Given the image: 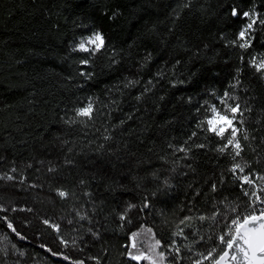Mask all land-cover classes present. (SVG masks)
Returning a JSON list of instances; mask_svg holds the SVG:
<instances>
[{"label": "trees", "instance_id": "trees-1", "mask_svg": "<svg viewBox=\"0 0 264 264\" xmlns=\"http://www.w3.org/2000/svg\"><path fill=\"white\" fill-rule=\"evenodd\" d=\"M233 8L264 19V0H0V264H150L127 255L148 228L141 250L160 240L163 264L217 245L254 190L238 177L264 184V74L229 43ZM96 31L100 52L74 50ZM225 91L239 156L197 127Z\"/></svg>", "mask_w": 264, "mask_h": 264}, {"label": "snow or ice", "instance_id": "snow-or-ice-1", "mask_svg": "<svg viewBox=\"0 0 264 264\" xmlns=\"http://www.w3.org/2000/svg\"><path fill=\"white\" fill-rule=\"evenodd\" d=\"M231 15L235 18L243 19L245 23L241 24L238 31L235 34V38L229 43L232 47L242 50L240 61L244 62L247 59V63L250 67L254 68L256 72L264 74V53L253 54L245 56L248 50L252 48L253 44V32L257 25H264V19H261L259 14L256 13L255 9L249 11H243L242 15L240 12L233 8ZM105 47V38L99 31L92 33V35L82 38L76 49L81 52L95 54L100 52ZM89 60H82L80 63L87 65ZM239 72V69H237ZM219 103L223 107H217L212 104L207 108L205 118L197 125L198 128H202L208 133L219 137L222 140H226L223 147L219 148L218 151L224 152L230 146L235 152V156L240 155L241 144L238 137L241 129L236 126L237 116L242 115L241 105L236 103H229V100L235 101L236 97L232 96L228 91H225L223 97L218 98ZM207 103V102H206ZM93 111V103L89 101L86 106L76 109L77 116L91 117ZM242 123V121H239ZM193 136L196 135L194 132ZM244 139H247V135H244ZM203 147V145H198ZM179 151L187 152V149L180 148ZM235 158V157H234ZM244 173L245 168L240 164H235L231 171ZM12 177H8L11 179ZM241 180V186L244 184L253 186L254 190L251 192L245 191L244 195L249 196V204L247 211L241 213L237 207H230L229 211L232 214L231 218L225 216L228 221L224 225V230L220 232L216 239L218 241L215 247H212L206 253L197 252L194 255L197 257L192 261V264H204L205 261L208 264H264V184L259 186L255 185V181L250 175H242L238 177ZM261 181H264V176L259 177ZM215 190V185H213ZM60 196L67 195L64 192L59 193ZM134 207L129 205V208ZM121 219H125L122 215ZM190 218H185V221ZM199 219L204 220L205 217L201 216ZM215 222V216L213 217ZM181 221V223H185ZM45 224L49 222L44 221ZM11 228L12 225L9 224ZM54 228L58 226L53 225ZM143 232L152 234V229H142L139 232L131 233L129 237V245L127 246L130 250L127 255L132 261H149L150 264H163L165 255L163 251H157L161 247V241L155 240L154 243L147 246V250H141L144 247L139 237ZM174 235H183V230L176 232ZM204 238L201 237V240ZM67 244L66 241H62ZM171 247L176 253L180 252V247L176 246L175 241ZM185 247H189L185 245ZM68 259V257H65ZM79 264H83L80 261Z\"/></svg>", "mask_w": 264, "mask_h": 264}, {"label": "built area", "instance_id": "built-area-1", "mask_svg": "<svg viewBox=\"0 0 264 264\" xmlns=\"http://www.w3.org/2000/svg\"><path fill=\"white\" fill-rule=\"evenodd\" d=\"M256 186H258V185H256ZM261 195L264 196V193H261Z\"/></svg>", "mask_w": 264, "mask_h": 264}, {"label": "rangeland", "instance_id": "rangeland-1", "mask_svg": "<svg viewBox=\"0 0 264 264\" xmlns=\"http://www.w3.org/2000/svg\"><path fill=\"white\" fill-rule=\"evenodd\" d=\"M153 242H151V244H152Z\"/></svg>", "mask_w": 264, "mask_h": 264}]
</instances>
